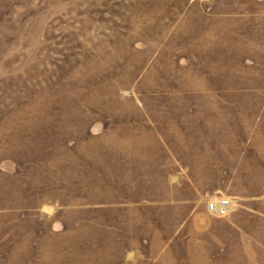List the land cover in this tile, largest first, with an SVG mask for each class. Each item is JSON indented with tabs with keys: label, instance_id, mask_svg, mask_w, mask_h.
Returning <instances> with one entry per match:
<instances>
[{
	"label": "rangeland",
	"instance_id": "1",
	"mask_svg": "<svg viewBox=\"0 0 264 264\" xmlns=\"http://www.w3.org/2000/svg\"><path fill=\"white\" fill-rule=\"evenodd\" d=\"M0 264H264V0H0Z\"/></svg>",
	"mask_w": 264,
	"mask_h": 264
},
{
	"label": "built area",
	"instance_id": "2",
	"mask_svg": "<svg viewBox=\"0 0 264 264\" xmlns=\"http://www.w3.org/2000/svg\"><path fill=\"white\" fill-rule=\"evenodd\" d=\"M230 200H219L214 203H210L207 207L209 213L216 214L218 216L225 215L230 207Z\"/></svg>",
	"mask_w": 264,
	"mask_h": 264
},
{
	"label": "clouds",
	"instance_id": "3",
	"mask_svg": "<svg viewBox=\"0 0 264 264\" xmlns=\"http://www.w3.org/2000/svg\"><path fill=\"white\" fill-rule=\"evenodd\" d=\"M45 207H46V206H45ZM41 211H44V208H43V207L41 208Z\"/></svg>",
	"mask_w": 264,
	"mask_h": 264
}]
</instances>
